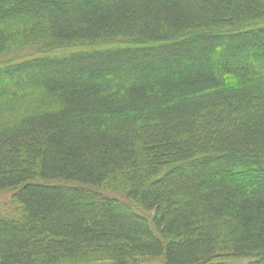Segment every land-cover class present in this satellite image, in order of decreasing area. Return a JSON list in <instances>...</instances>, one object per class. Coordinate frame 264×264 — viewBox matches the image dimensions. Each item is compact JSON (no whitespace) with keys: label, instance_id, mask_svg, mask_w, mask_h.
<instances>
[{"label":"trees","instance_id":"trees-1","mask_svg":"<svg viewBox=\"0 0 264 264\" xmlns=\"http://www.w3.org/2000/svg\"><path fill=\"white\" fill-rule=\"evenodd\" d=\"M264 264V0H0V264Z\"/></svg>","mask_w":264,"mask_h":264},{"label":"rangeland","instance_id":"rangeland-1","mask_svg":"<svg viewBox=\"0 0 264 264\" xmlns=\"http://www.w3.org/2000/svg\"><path fill=\"white\" fill-rule=\"evenodd\" d=\"M245 260H230L227 261V264H244Z\"/></svg>","mask_w":264,"mask_h":264}]
</instances>
